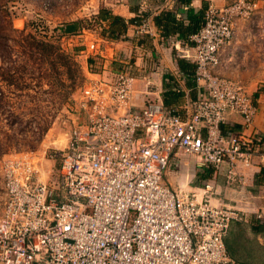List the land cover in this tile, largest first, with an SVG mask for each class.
Wrapping results in <instances>:
<instances>
[{"label": "built area", "instance_id": "1", "mask_svg": "<svg viewBox=\"0 0 264 264\" xmlns=\"http://www.w3.org/2000/svg\"><path fill=\"white\" fill-rule=\"evenodd\" d=\"M257 7L234 0L206 10L189 49L179 51L195 64L199 90L186 113L160 101L134 108L136 66L125 59L82 88L54 181H43L29 156L5 159L0 264H237L225 238L241 211L214 204L210 184L199 198L174 189L166 174L172 160L194 157L199 169L227 165L229 182L243 184L242 167L264 164L263 137L224 132L230 114L249 126L257 107L240 81L219 72L238 22ZM147 30L145 20L140 32ZM89 48L101 56L96 42Z\"/></svg>", "mask_w": 264, "mask_h": 264}, {"label": "rangeland", "instance_id": "2", "mask_svg": "<svg viewBox=\"0 0 264 264\" xmlns=\"http://www.w3.org/2000/svg\"><path fill=\"white\" fill-rule=\"evenodd\" d=\"M123 0H10V10L13 12V28L17 31L27 30L24 35L32 33L34 39L29 38L28 50L35 54L40 53L36 42H40L45 35L53 39L64 51L69 52L76 65L71 66L68 75L77 80V89L70 99L60 104L58 91L49 80L32 82L31 90H18L13 85L4 84L2 90L6 95L5 105L0 108V215L4 207V180L1 165L12 156H29L41 171L43 181H54L62 162V150L67 145L70 133L78 123L79 111L76 103L81 91L92 72L89 65L90 58H94L92 71L101 73L102 58L93 55L90 44L96 42L100 51L104 50V21L100 17L105 15L112 4ZM138 2L140 0H132ZM257 2V9L247 18L241 19L236 28V36L226 51L232 58L231 66L245 75L247 82L258 79L264 84V0ZM79 23L80 30L75 34H63L62 30L68 24ZM13 38L9 45L7 63L12 66V53L19 50L18 42L23 36L18 32H9ZM14 51V52H13ZM1 56V55H0ZM9 56V57H8ZM131 59V58H130ZM37 62L39 60L36 59ZM134 59H131L133 63ZM134 64V63H133ZM0 57V66H2ZM91 73V75H90ZM65 76L64 78H66ZM41 84V85H39ZM36 86V87H35ZM1 97V92H0ZM48 130L37 142L34 134L45 126ZM31 136H35L33 139ZM36 138V139H35ZM36 140L35 146L30 147L27 142ZM11 144L8 148L6 144ZM14 142V143H13ZM196 162L194 157H184L181 162L172 160L167 181L183 191H194L201 194L206 183L214 181V173L204 178L208 168L192 170L185 174V165L192 167ZM193 169V168H192ZM189 170V169H188ZM202 174V176H201ZM212 183V182H211ZM213 184V183H212ZM217 195L212 196L215 201Z\"/></svg>", "mask_w": 264, "mask_h": 264}, {"label": "crops", "instance_id": "3", "mask_svg": "<svg viewBox=\"0 0 264 264\" xmlns=\"http://www.w3.org/2000/svg\"><path fill=\"white\" fill-rule=\"evenodd\" d=\"M232 1L191 0L185 3V0H123L112 4L108 11L124 18L128 29L117 40L104 37L106 47L101 50L100 56L103 60L102 70H119L122 60L131 62L134 59L136 81L131 105L141 109L149 101H160L179 109L182 114L186 113L188 100L199 95L194 78L195 64L192 60L180 57L179 52L189 49L186 39L194 35L189 28L191 19L202 20L209 7L222 8ZM138 15L148 21V32L141 33L140 26L132 23ZM109 25V21L104 22L105 27ZM225 49L221 52L219 72L240 81L246 87L257 107V113L249 126L245 125L241 116L230 114L223 129L227 134L245 138H264V84L258 79L247 82L240 69L231 66L232 58ZM179 60L185 64L180 65ZM195 163L189 168L185 165V174L196 170ZM206 168L213 167L202 169ZM170 172H167L166 177ZM240 172L244 176L243 184H231L227 178L228 166L224 165L215 169L214 181H211L213 184L209 182L206 185L213 187L212 196L217 195L215 201L211 198L214 204H225L243 214L242 220L232 223L225 238L230 257L237 264H264V225L258 217L260 214L264 216V164L255 158L253 166L242 167ZM167 182L174 189H181Z\"/></svg>", "mask_w": 264, "mask_h": 264}, {"label": "trees", "instance_id": "4", "mask_svg": "<svg viewBox=\"0 0 264 264\" xmlns=\"http://www.w3.org/2000/svg\"><path fill=\"white\" fill-rule=\"evenodd\" d=\"M9 1L10 0H0V57L3 63V65L0 66V108L5 105L6 95L2 90L4 84H10L13 85L14 88L17 87L18 90L25 91L32 89V82L36 81L39 83V81L41 82L44 80H50L52 82V86L55 88V91H58L60 104H63L65 101L70 99V96L78 87L76 78L72 75H68V71L70 70L71 66L76 65L73 56L69 52L64 51L63 48L56 44L53 39L43 35L40 42H36V48L40 50V53L37 55L39 57L35 58V54L28 50L30 43L29 38L34 39L33 35L30 32L28 33L27 38L24 36L27 33V30L17 31L13 28V12L10 10V6L8 4ZM190 2L191 0H185V3ZM100 18L104 22L109 21L110 24L108 28H104V36L106 38L117 40L120 38V35L127 32L128 24L124 18L113 15L108 10H105V15ZM145 20L146 19L144 17L138 15L132 21V23H134L136 26H141ZM203 22L204 17L202 20L201 18L196 20L191 19V23L189 24L191 33L195 34L198 32ZM79 30L80 25L76 22L65 26V28L62 30V33L71 35L75 34ZM9 32H18L21 34V36H23L18 42L19 50H17L15 53H12V57L15 56V58H12L13 60L11 67H9L8 64L6 65L7 55L9 54L8 42L13 39L9 36ZM190 37L186 39V43H190ZM36 59L39 60V62H37ZM94 61V58H90V69L92 73H98L92 71L93 64L96 63ZM179 64L184 65L185 63L179 60ZM65 76L67 77L64 78ZM165 107H167V109L173 108L168 105H165ZM48 128L49 126L47 125L44 129L34 133H38V136H36L38 137L37 142L42 139L43 134L46 130H48ZM31 137L33 139L35 136ZM35 139L28 141L27 144L30 147H34L36 141ZM6 145L7 146H2V149H4V147L8 148L13 144L10 142ZM214 171L215 169L208 168L204 178L206 179L211 177Z\"/></svg>", "mask_w": 264, "mask_h": 264}]
</instances>
